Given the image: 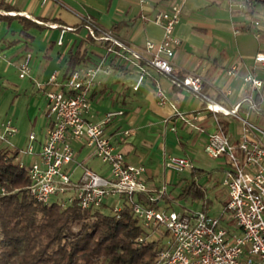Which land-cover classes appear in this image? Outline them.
I'll return each mask as SVG.
<instances>
[{"label": "crops", "instance_id": "1", "mask_svg": "<svg viewBox=\"0 0 264 264\" xmlns=\"http://www.w3.org/2000/svg\"><path fill=\"white\" fill-rule=\"evenodd\" d=\"M240 1L0 0L17 11L7 13L0 7V104L7 98V88L15 95L16 112L19 111L21 94L33 99L34 105L28 112L33 129L23 145L25 149L30 144L29 136L36 134L37 138L32 143L35 154L29 156L31 163L40 160L38 154L51 125L44 93L51 87L39 90L36 82L47 85L54 74L59 75L60 81L63 80L70 52H75L83 44L82 49L86 51L89 60L78 68L93 66L106 58L110 70L99 77L87 119L100 122L107 113L122 111L123 115L117 116L108 125L109 136L117 150L124 153L128 163L147 168L152 188H160L167 181L171 185L175 183L177 174L166 170V158L170 155L187 157L188 146L205 152L208 137L218 129V123L212 114L200 112L203 103L198 97L183 88L175 87L167 76L146 62L140 63L145 73L139 82L141 66L113 54L108 55L105 43L88 39L87 30L82 27L83 19L91 18L100 27L113 31L114 36L122 42L142 51L147 42L163 40V29L149 19L169 10L174 4H180L182 18L175 34L182 40V45L175 50L172 59L176 73L179 76H199L204 84V92L231 110L245 95V77L252 75L264 82V64L255 62L256 55L264 52V0H253L254 9L248 12L237 7ZM16 15L25 16L46 27L48 25L40 20H57L58 28H33L29 33L34 39L28 40L20 33L22 24L18 20L7 19V16ZM64 26L74 30L62 34ZM7 40L11 42L8 48ZM28 54H31L30 77L21 79L19 68ZM16 75L18 77L13 83L11 80ZM157 85L181 112L200 114L195 124L201 130L176 119L170 103L165 106L158 103ZM261 97L260 112L252 114L250 118L264 125V117L261 116L264 111V87ZM240 113L246 114L245 105ZM168 119L170 121L165 122ZM222 119L229 124L227 135L233 142H238L241 123L231 116L224 115ZM13 124L20 130L16 122ZM73 146L77 160L88 149L82 142H74ZM7 147L22 150L17 142ZM96 159L90 150L82 162L93 169L92 164ZM195 168L202 169L197 166ZM170 198L172 195L168 193L158 202V206L162 207V202Z\"/></svg>", "mask_w": 264, "mask_h": 264}, {"label": "built area", "instance_id": "2", "mask_svg": "<svg viewBox=\"0 0 264 264\" xmlns=\"http://www.w3.org/2000/svg\"><path fill=\"white\" fill-rule=\"evenodd\" d=\"M236 5L248 12L254 9L255 4L253 0H241ZM181 18L180 4H174L169 10L150 18L149 21L163 29V40L147 42L142 51L122 42L111 30L100 27L89 17L83 19V24L87 38L105 43L108 55L113 54L140 66L141 62H146L167 76L175 87L198 97L203 103L200 112L214 116L218 129L209 135L205 153L210 158H226L222 180L226 199L220 216L210 215L206 205L202 211L185 210L182 214L159 207L158 202L168 195L170 182L160 188H152L147 168L128 163L109 136L108 125L123 112H109L100 122L87 119L99 77L110 71L106 58L93 66L77 68L61 81L59 75L54 74L47 85L36 82L39 90L51 87L44 92L51 125L38 154L40 160L28 166L23 161L24 156L35 154L32 143L37 136L33 133L29 136L30 144L19 150L16 161L27 169L31 182L28 191L37 203H58L62 208L77 206L88 211L100 208L110 196H118L126 202L146 230L137 238V244L140 246L147 240L161 241L155 260L149 264H264V128L250 120L252 114L261 110L264 82L252 75L245 77L242 101L227 110L204 92L199 76L177 75L172 59L175 50L182 45V40L175 34ZM49 27L58 28V25ZM71 30L74 28L64 26L62 34ZM59 44H62V36ZM30 59L31 54H28L19 68L21 79L30 77ZM255 62L264 64V52L256 55ZM141 70L139 82L145 73L142 66ZM156 98L161 106L171 104L176 119L201 130L195 124L200 114L181 112L158 85ZM243 105L246 106L245 115L240 113ZM220 113L241 123L238 142H233L222 130L218 120ZM1 127L0 142H9L8 138L18 132L12 120L3 122ZM74 142H82L92 150L110 175L105 177L83 162L79 163ZM78 166L82 168V174L75 181L73 173ZM164 166L171 174H181L196 167L189 158L174 155L166 158ZM0 194L5 195L6 190L1 188ZM136 195L146 197L145 201H137ZM122 208H114L113 211L119 213Z\"/></svg>", "mask_w": 264, "mask_h": 264}, {"label": "trees", "instance_id": "3", "mask_svg": "<svg viewBox=\"0 0 264 264\" xmlns=\"http://www.w3.org/2000/svg\"><path fill=\"white\" fill-rule=\"evenodd\" d=\"M0 7L7 13H17L3 2ZM7 19L18 20L22 24L20 33L28 40L34 39L29 33L31 29L58 25L57 20H40L48 25L40 26L21 15ZM82 45L70 52L64 78L88 62ZM222 116L218 114L219 125L227 132L229 124ZM261 116L264 117V111ZM1 143L0 189L4 188L6 194H0V264H149L155 260L161 241L137 244V238L146 230L126 202L119 213H106L105 204L85 211L77 206L62 208L58 203H37L28 191V171L16 161L19 150ZM204 173L198 168L190 171L191 178L184 181L180 198L205 197L204 188L196 181ZM145 198L135 196L140 202Z\"/></svg>", "mask_w": 264, "mask_h": 264}, {"label": "rangeland", "instance_id": "4", "mask_svg": "<svg viewBox=\"0 0 264 264\" xmlns=\"http://www.w3.org/2000/svg\"><path fill=\"white\" fill-rule=\"evenodd\" d=\"M9 44H11V42L7 40V48L9 47ZM17 77V75L14 76V81H11L14 83ZM14 98L15 95L13 92L10 90V88H7V98L2 101V104H0V123L12 120L13 122H16L20 130L18 129V132L14 136L8 138L9 142H2L1 144L2 146L7 147L10 143L12 144L13 142H17L18 145L21 146L20 148L23 150V145L27 141L26 138L33 129L29 123L28 112H30V109L34 104L32 103L33 99L30 96L21 94L22 99L20 101L19 111L16 112ZM250 120L255 122L257 125L264 127L263 123L256 122L252 118ZM19 131H21L20 134ZM89 153L90 150L86 149L84 151V155L77 161L81 163L82 159ZM186 153L187 158H189L195 166L206 171L204 175L201 177L197 176L196 178L198 184H200L205 190V197L202 199H194L192 196L180 198L184 181L186 179L190 180L191 178L190 171L188 170L184 173L177 174L178 179H176V185L173 183L172 185L170 184L168 186V193L172 195V198L165 199L161 206L164 209H168V211H175L178 214H182L185 210L202 211L204 209V205H206V207L209 209L208 213L210 215L220 216L223 211L222 203L226 199V190L222 186V180L224 178L222 168H224L226 165V158H210L204 152V150H200L196 147L192 148L190 146H188ZM23 161L26 166L31 163L29 156H24ZM92 167L99 174L104 175L105 177L110 175L108 168L102 165L98 159H96L94 164H92ZM81 174L82 168L80 166L76 167L73 173V179L78 181ZM104 204L106 206L104 211L106 213H110L114 208L123 207L124 201L118 196H110L105 199Z\"/></svg>", "mask_w": 264, "mask_h": 264}]
</instances>
